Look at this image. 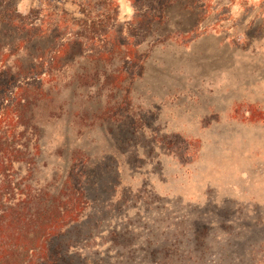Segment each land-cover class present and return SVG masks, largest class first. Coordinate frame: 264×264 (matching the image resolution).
<instances>
[{"label":"rangeland","instance_id":"1","mask_svg":"<svg viewBox=\"0 0 264 264\" xmlns=\"http://www.w3.org/2000/svg\"><path fill=\"white\" fill-rule=\"evenodd\" d=\"M82 2L6 0L47 22ZM23 39L2 27L0 68L46 47L13 53ZM141 50L129 106L74 87L42 117L35 186L57 193L72 154L90 158L88 210L50 243L52 264H264V0H176Z\"/></svg>","mask_w":264,"mask_h":264},{"label":"trees","instance_id":"2","mask_svg":"<svg viewBox=\"0 0 264 264\" xmlns=\"http://www.w3.org/2000/svg\"><path fill=\"white\" fill-rule=\"evenodd\" d=\"M83 1L79 17L63 10L60 18L47 22L42 10L24 15L0 0V30L5 26L24 34L13 53L37 42L46 45L33 59L0 68V264H52L50 243L80 222L89 207L85 182L90 158L83 151L72 154L57 193L32 183L41 155L42 117L57 100L53 93L101 85L123 92L119 106H129L149 57L141 47L156 25L166 23L176 2L131 0L133 18L122 23L119 0ZM203 14L199 22L205 20ZM110 112L93 118L104 120Z\"/></svg>","mask_w":264,"mask_h":264}]
</instances>
